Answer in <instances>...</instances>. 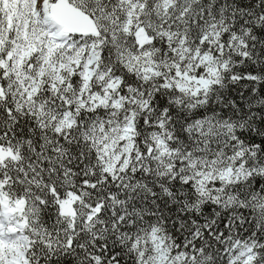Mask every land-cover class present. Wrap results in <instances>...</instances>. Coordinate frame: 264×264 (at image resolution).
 <instances>
[{"label": "snow or ice", "instance_id": "obj_1", "mask_svg": "<svg viewBox=\"0 0 264 264\" xmlns=\"http://www.w3.org/2000/svg\"><path fill=\"white\" fill-rule=\"evenodd\" d=\"M0 264H264V0H0Z\"/></svg>", "mask_w": 264, "mask_h": 264}]
</instances>
